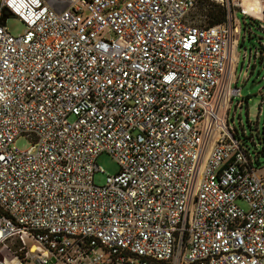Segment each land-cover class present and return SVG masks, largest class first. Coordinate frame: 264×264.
<instances>
[{
	"label": "built area",
	"instance_id": "1",
	"mask_svg": "<svg viewBox=\"0 0 264 264\" xmlns=\"http://www.w3.org/2000/svg\"><path fill=\"white\" fill-rule=\"evenodd\" d=\"M211 1L223 21L198 0H0V264H264V166L229 122L234 12L264 32V0ZM103 152L120 170L98 185Z\"/></svg>",
	"mask_w": 264,
	"mask_h": 264
},
{
	"label": "rangeland",
	"instance_id": "2",
	"mask_svg": "<svg viewBox=\"0 0 264 264\" xmlns=\"http://www.w3.org/2000/svg\"><path fill=\"white\" fill-rule=\"evenodd\" d=\"M197 4L201 12H209L220 3L198 0ZM234 15L241 32L232 80L242 88L243 97L233 100L229 109V122L243 147L255 159L259 154L260 164L255 160V165L264 166V32L258 20L242 14L240 10H235ZM6 26L13 34L22 33L26 29L15 16L7 18ZM32 144L26 136L18 137L14 143L19 149H27ZM96 161L103 169V172L98 171L94 176L98 185L105 184L108 174L113 175L120 170L119 162L108 152L101 153ZM240 203L243 204L241 200Z\"/></svg>",
	"mask_w": 264,
	"mask_h": 264
},
{
	"label": "bare ground",
	"instance_id": "3",
	"mask_svg": "<svg viewBox=\"0 0 264 264\" xmlns=\"http://www.w3.org/2000/svg\"><path fill=\"white\" fill-rule=\"evenodd\" d=\"M239 3H240V5H242L245 8V10L247 12H252L253 14H255L257 16L261 15L260 8H261L262 4H261L260 0H243V1H239ZM234 61L235 60L233 59L232 60V68H234L233 65L235 66Z\"/></svg>",
	"mask_w": 264,
	"mask_h": 264
},
{
	"label": "trees",
	"instance_id": "4",
	"mask_svg": "<svg viewBox=\"0 0 264 264\" xmlns=\"http://www.w3.org/2000/svg\"><path fill=\"white\" fill-rule=\"evenodd\" d=\"M209 12L208 13L212 18V22L217 23V22L223 21L225 19L227 9H226V7L222 6L221 4H218V5H215L212 9H210ZM234 133L236 135L235 131H234ZM236 137H238V136L236 135Z\"/></svg>",
	"mask_w": 264,
	"mask_h": 264
},
{
	"label": "water",
	"instance_id": "5",
	"mask_svg": "<svg viewBox=\"0 0 264 264\" xmlns=\"http://www.w3.org/2000/svg\"><path fill=\"white\" fill-rule=\"evenodd\" d=\"M7 17H8L7 14H3V17H2V21H3V23L6 22Z\"/></svg>",
	"mask_w": 264,
	"mask_h": 264
}]
</instances>
